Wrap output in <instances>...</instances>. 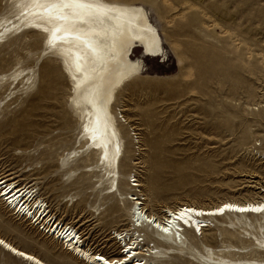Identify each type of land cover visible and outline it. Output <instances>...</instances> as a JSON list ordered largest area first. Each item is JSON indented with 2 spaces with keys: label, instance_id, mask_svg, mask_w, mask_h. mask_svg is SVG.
<instances>
[{
  "label": "rangeland",
  "instance_id": "obj_1",
  "mask_svg": "<svg viewBox=\"0 0 264 264\" xmlns=\"http://www.w3.org/2000/svg\"><path fill=\"white\" fill-rule=\"evenodd\" d=\"M126 1L147 9L165 54L131 51L144 60L143 74L124 87L116 110L135 127L141 146L130 139L123 172L133 170L129 159L138 162L134 171L155 212L178 202L211 205L256 197L264 185V0ZM32 30L45 32L27 26L0 49L1 73L34 66L44 89L0 108V173L35 186L59 220L75 226L96 250L116 256L114 232L130 227L128 208L105 206V212L97 177L68 179L61 168V156L79 145L80 122L59 60L48 51L40 56L42 35L26 33ZM210 227L192 240L200 250L245 242ZM0 233L53 264H74L61 242L1 201ZM183 260L173 264H188ZM0 264L26 262L0 250Z\"/></svg>",
  "mask_w": 264,
  "mask_h": 264
},
{
  "label": "bare ground",
  "instance_id": "obj_2",
  "mask_svg": "<svg viewBox=\"0 0 264 264\" xmlns=\"http://www.w3.org/2000/svg\"><path fill=\"white\" fill-rule=\"evenodd\" d=\"M3 1L0 43L5 44H0V49L16 41L17 38H11L24 32L27 26L44 30L39 31L42 35L40 56L48 51L58 59L62 73L71 84L69 103L80 122V140L78 147L61 156V168L73 180L93 173L97 177L94 185L99 183L101 205L113 210L127 206L130 227L114 232L113 245L120 251L111 257L86 243L75 226L59 220L33 185L19 184L0 173L1 203L61 242L74 264H173L182 258L188 264H264V211H252L264 207V185L258 187L256 197L246 200L227 198L211 205L178 202L155 212L148 208L146 193L134 171L138 162L129 159V164H134L133 170L123 172L122 163L127 157V145L132 143L130 139L136 148L141 146L137 132L133 131L135 127L128 123L123 111L118 114L116 110L124 87L143 74L144 60L133 58L132 53L139 48L143 56L165 54L162 35L147 9L126 0ZM29 32L39 34L37 30L26 33ZM15 69L10 73L9 70L0 72V108L24 94L44 90L37 82L34 66ZM90 159L94 163L87 165ZM211 224L220 230V236L224 228L245 242L241 246L204 245V250L198 249L192 240L212 230ZM164 228L168 231H163ZM0 241L8 245L0 244V250L13 259L26 264L37 261L53 264L1 233ZM19 252L25 256L18 255ZM28 256L34 259L29 260Z\"/></svg>",
  "mask_w": 264,
  "mask_h": 264
},
{
  "label": "snow or ice",
  "instance_id": "obj_3",
  "mask_svg": "<svg viewBox=\"0 0 264 264\" xmlns=\"http://www.w3.org/2000/svg\"><path fill=\"white\" fill-rule=\"evenodd\" d=\"M221 211H222V210H221ZM241 211H244V209H241ZM252 211H256V212L264 211V207L253 208ZM157 227H159V225H157ZM163 231L167 232L168 229H167V228H164ZM0 244H3L5 247H8V245L5 244L4 241H0ZM13 251H15V249H13ZM17 254L20 255V256H25V254H24L23 252H19V253H17ZM26 258L29 259V260L34 259V258L31 257V256H28V257H26ZM36 264H39V261H37Z\"/></svg>",
  "mask_w": 264,
  "mask_h": 264
}]
</instances>
